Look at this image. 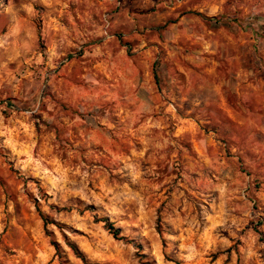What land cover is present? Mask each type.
Here are the masks:
<instances>
[{
	"label": "rangeland",
	"instance_id": "obj_1",
	"mask_svg": "<svg viewBox=\"0 0 264 264\" xmlns=\"http://www.w3.org/2000/svg\"><path fill=\"white\" fill-rule=\"evenodd\" d=\"M74 247L264 264V0H0V264Z\"/></svg>",
	"mask_w": 264,
	"mask_h": 264
},
{
	"label": "trees",
	"instance_id": "obj_2",
	"mask_svg": "<svg viewBox=\"0 0 264 264\" xmlns=\"http://www.w3.org/2000/svg\"><path fill=\"white\" fill-rule=\"evenodd\" d=\"M155 72H156V70H155ZM155 76H156V74H155ZM156 77H157V76H156ZM7 105H8V107H11V108H15V109H17L16 106H14V105H13L12 103H10V102H7ZM17 110H18V109H17ZM5 115H8V113L6 112ZM99 221L104 223L105 228H106L107 231L113 236V238H114L115 240H118V241H128L124 236H122V234H121V230L118 229V228H116L115 225H114L112 222L109 221V219H107V218H103V219H101V220H99ZM129 243H131V244L133 243L134 246H135L137 249H139V250L142 249V246L136 244V243L133 242V241H131V242H129ZM73 250L75 251L76 255H77L79 258H82L83 261L87 264L86 260L84 259V257L82 256V254L79 252V250H78L76 247H74Z\"/></svg>",
	"mask_w": 264,
	"mask_h": 264
},
{
	"label": "crops",
	"instance_id": "obj_3",
	"mask_svg": "<svg viewBox=\"0 0 264 264\" xmlns=\"http://www.w3.org/2000/svg\"><path fill=\"white\" fill-rule=\"evenodd\" d=\"M195 42H201V40L200 39H198V38H196L195 39ZM253 72H251V74H252ZM186 75V77H187V74H185ZM187 79H188V77H187ZM217 79H219V77H217ZM216 82H217V80H216ZM229 85V84H228ZM219 85H214V91H212L214 94H215V96H219L220 95V90H219ZM230 89H232V88H230Z\"/></svg>",
	"mask_w": 264,
	"mask_h": 264
}]
</instances>
